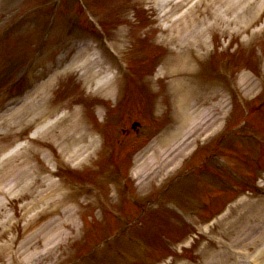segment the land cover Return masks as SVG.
Wrapping results in <instances>:
<instances>
[{"label": "rangeland", "instance_id": "1", "mask_svg": "<svg viewBox=\"0 0 264 264\" xmlns=\"http://www.w3.org/2000/svg\"><path fill=\"white\" fill-rule=\"evenodd\" d=\"M0 0V33L1 28H5L8 23H12L13 25V31L9 35L8 38H6L5 42L0 44V82L6 83L10 81L15 74L20 70L23 62H24V56L26 55V51H28V48H32V46L36 45L38 42V36L37 31L40 30L41 25L33 24L34 18L32 19L30 14L26 13L24 16V20L22 22H13L12 18H14L18 13L25 11L28 7L32 5H38L40 3H44L46 7L49 10L48 14L49 16L45 15L42 18L38 19V21H48L50 16H52L54 19L56 18L55 22V30H54V36L50 39V41L56 42L62 35V30L64 26L62 25V17L61 15L68 11L69 9V0H65V4L62 3L59 4V1L57 0ZM158 0H86L87 4L85 2L83 3V7H87L92 13H94L97 16L98 23L103 27L100 28L104 31V35L107 36L108 39L112 40H118L116 35L121 38L123 37L124 44H123V53L126 55L127 60H130V65L132 66V70L134 73H136L139 77L138 81L140 84L147 83V80H143L144 75H148L149 69H152L153 62H149L145 59H136L133 58L136 55H142L144 57H148L150 54L147 53L148 50V41L151 40V38L154 37V41H158L159 35H164L162 33H171V29L173 28L171 24L174 22V26L180 25V30L182 34L184 35L186 32L185 27L182 25L186 24L190 27H192L193 31H197L198 29H201L202 20L203 17L206 15H203V11L205 10L207 12V5H203L201 7V3L199 0H172L168 1V5L166 7H160L159 5H155ZM206 1V0H205ZM250 0H239L241 5L251 7L249 3ZM264 2V0H261ZM197 2V3H196ZM207 2V1H206ZM212 3V1H209ZM259 1L255 2V10L257 9V3ZM193 3L195 4L193 6ZM264 4V3H263ZM153 6H157L156 9L153 8ZM190 8L188 9V7ZM193 7V8H192ZM145 9V10H144ZM136 11V13H135ZM148 14H151V18L147 16ZM58 16V18L56 16ZM247 15L243 13L241 17H246ZM145 17V18H144ZM155 18H157V21H155ZM257 18V17H256ZM59 19V21H58ZM196 19V20H194ZM258 19V18H257ZM178 20V21H177ZM127 21V23L125 22ZM176 21V22H175ZM264 22V13L261 15V19L257 20V24L259 25L260 22ZM197 24H194V23ZM244 24V23H243ZM150 25V26H149ZM193 25V26H191ZM228 26L229 29H225V32L221 35H213L209 39L214 44V52L211 54V61L213 60V64L211 66L210 70H205L203 74L200 77V84L203 87V89L199 90L198 94L195 97H198L199 94L203 95L204 100H208L206 104L208 105H215L216 111L213 109L212 115H209V117H204V120L206 121L204 123V127H193V131H199L201 129L207 130L208 132H213L214 127L216 126V123H218V118L222 114L223 111V105L222 102L219 100L220 92L216 85L222 84L224 86V89H229L230 87H227L229 82L232 84L237 82H241V87L245 90L250 88L253 91L254 87L256 89L257 86H259L260 80H264V33L260 35V40L258 39L252 48L246 49L243 46L239 45H246V42L243 41L245 38H248L247 32H240L238 35H234L233 31L235 24H225ZM256 25V24H255ZM149 26V29H155V30H147ZM157 26L158 29L155 28ZM161 27V28H160ZM143 31H146L144 34ZM148 31V32H147ZM190 32V31H189ZM231 32V33H229ZM264 32V29L263 31ZM176 33V32H174ZM157 36L158 39L155 37ZM206 42L208 38H203ZM200 42V41H199ZM263 44H262V43ZM210 44V41H209ZM201 46V44H199ZM237 45V46H235ZM205 47L202 46L198 48V51L202 53V49ZM220 47L221 51H217L216 48ZM204 50V49H203ZM144 52V53H143ZM69 48H66L64 46H61L58 48V50L52 53H48V57L43 56V58L38 62L30 71V76L32 75L34 78V82L36 84H39L40 86L39 91L37 92V95L34 99L35 104L40 106L42 105V102L46 98L45 96L47 94H52V98H55L57 100H60L61 105H58L54 108L55 112L51 116H49L50 121H69L73 118V116L76 115V117L79 116V118H82L84 120V126L88 127V124L85 120H93L98 119L99 112L96 106V100L97 97H102L103 91L100 87L99 90L92 89L91 85L93 86L95 83V80H89V77L86 79L84 75H81L78 71H75V69H66L67 64V58L69 55ZM154 54H157L156 51H154ZM63 69L65 71L63 72L61 68L64 66ZM215 66H220L221 68L217 72V74H214V70L212 69ZM77 67V66H76ZM38 68H41L39 71ZM144 74V75H143ZM54 80L52 81V85L50 87L45 88L44 84L47 83V81L53 76ZM49 76V77H48ZM47 77V78H46ZM168 76H164L163 79H159L158 82H160L163 85V80L167 79ZM226 79V80H225ZM90 81V85L87 86V83ZM144 81V82H143ZM226 82V84H224ZM98 83V82H97ZM159 83V85H160ZM216 83V84H215ZM96 84V83H95ZM209 84L213 87V90L211 91L207 86ZM207 85V86H206ZM231 85V84H230ZM264 86V82L262 83ZM260 87V86H259ZM215 89H217V93L215 92ZM263 88V87H262ZM144 89V88H143ZM206 89L210 90L207 91ZM259 90V88L257 87ZM164 93V91L162 90ZM222 92V91H221ZM171 92L169 89H166V93L164 96L161 97L159 101H157L155 105V119L152 122L154 133H158L159 135L165 130L170 129L174 125L175 121V113L172 112V109L170 107L169 102V96ZM197 99V98H195ZM72 101L71 103L68 101ZM172 102V101H171ZM44 103V102H43ZM78 104H81L84 106L83 111L76 107ZM220 104V109L219 108ZM190 107L192 109V104H190ZM166 113L163 114L162 112L165 111ZM21 109V108H20ZM19 108H15L12 110H9L5 115L0 116V147H3L5 144H13L18 139H22L24 136V133L18 135L16 138L12 137L14 129L8 128L7 122H13V118L17 117L19 113H21V110ZM190 109V110H191ZM28 111H33V106H30L28 108ZM98 112V113H97ZM238 111L235 113V116H233V119L235 118V122L232 120V123H238L239 116ZM46 114H43L44 117ZM217 116V117H216ZM140 118L141 116L135 115L133 117L129 116L128 112L125 111L121 116V121L117 120L116 126H126L132 122V118ZM254 117L257 118L255 121H253L250 124V127L257 131L258 134L264 139V113H258ZM23 123L28 122V115L23 114L21 116ZM109 118V116H108ZM108 123L110 124L111 120L109 119ZM201 119L198 116H195L193 118V121H196V124H198V120ZM52 120V121H51ZM7 121V122H6ZM9 122V124H10ZM7 124V127H5ZM42 124L43 121H42ZM41 124V125H42ZM34 125V124H33ZM40 125V126H41ZM115 126V127H116ZM186 126H189V129L192 127L187 123ZM186 126L181 127L179 130H177V138L186 130ZM111 128L112 129H115ZM89 128V127H88ZM31 126L27 127V130L30 131ZM141 138H133V141L131 142V137L124 138V143L130 142V144H135L137 142H144L145 137L148 136L145 131H140ZM156 135V134H154ZM45 137V136H44ZM49 139H47V142L49 144H54V139L56 137L48 136ZM178 140V139H177ZM176 140V141H177ZM175 141V142H176ZM42 142V139H38L36 143ZM191 144H183L181 145L183 149L190 147ZM36 148L35 145L33 147ZM164 149L163 147H159V150ZM185 152V151H183ZM171 159L170 161L160 165L158 167V170L154 172L153 178L151 180H154L153 183L157 182L159 180V177H162L163 173L165 172V169L168 165L172 163L174 160L173 151L171 150ZM244 157L240 154L235 159H231L232 169L234 172H237L240 174L243 178L247 177V172L250 171V169L245 165L244 163ZM154 168H151L152 170ZM147 172L149 170L148 167H144L142 172ZM241 181V179H239ZM209 183H212L213 185L217 186H231V184L234 181L231 178V174L227 177L224 176L220 180H214L209 179ZM243 182V181H241ZM219 186V187H220ZM221 188V187H220ZM264 188V187H263ZM262 188V189H263ZM146 190H149V187L145 188ZM264 190V189H263ZM180 192L182 193H189L187 196L199 198L198 196L202 193L201 189H198L192 185V181L187 182L185 186L180 188ZM36 193H32V196ZM86 197H90V194L85 195ZM187 198V199H188ZM33 199V198H30ZM38 198H35V201ZM164 199H172L173 201H180L181 203L186 205V202L189 200H186L181 193L173 192L171 195H168L164 197ZM108 202L112 205L113 202L111 199H107ZM189 204L191 203L188 201ZM39 205V204H38ZM36 206V209L38 207ZM13 211L9 213H5V211H0V221L7 223L5 226H10L12 222H16L13 229V234H17L15 237L18 239H21L22 235L27 233L28 231L32 230L33 226L36 224L34 223L33 226L28 223V226H23V221L26 220L24 216H21L19 211L13 207ZM248 209L244 205H240L236 209L231 208L230 215L227 219L222 221L223 227H229L233 228L235 225L232 223H237L239 219H234L237 214L240 212L242 213ZM206 215H209L210 212H206ZM13 216V217H12ZM258 216V215H257ZM256 216V217H257ZM10 218L7 220V218ZM22 219V220H21ZM40 220V219H39ZM38 220V221H39ZM253 223H256L254 221ZM238 225V224H236ZM3 226V225H0ZM71 231H75V228L73 227ZM182 232V231H180ZM231 236L233 235L232 229L229 231ZM47 232H44L46 234ZM218 226L215 225L213 229H211L210 232H207V235L203 237V242L196 243L190 250L184 251L181 254L183 256L181 257H188L187 259H193V263L198 262H207L211 258V255H213V251L218 249V244L216 243V240L218 239ZM180 233H170L169 236L171 238H175L176 236H179ZM202 241V240H201ZM224 242H228V238H223ZM264 243V240H263ZM221 244V243H219ZM218 245V246H217ZM34 247V246H33ZM65 245L61 247L57 251V253H61L60 256L55 260L53 259L52 255L49 259H37L35 260L36 264H64V262L71 256L64 255L66 252H68V247L64 248ZM41 247L37 245L34 249H32V252L39 251ZM254 250V248L251 250V252ZM256 251V250H254ZM252 253H255V252ZM64 252V254H63ZM64 255V256H63ZM52 259V260H50ZM226 263V261H225Z\"/></svg>", "mask_w": 264, "mask_h": 264}, {"label": "bare ground", "instance_id": "2", "mask_svg": "<svg viewBox=\"0 0 264 264\" xmlns=\"http://www.w3.org/2000/svg\"><path fill=\"white\" fill-rule=\"evenodd\" d=\"M229 8H231L230 6H229ZM59 137H57V139H60V140H62L63 142H64V144H63V148L64 149H66L67 151L68 150H70L69 152H67V156H66V159L68 160V159H70V161H75V160H77L78 159V157H79V152H80V149L79 148H74V147H72V148H70L69 149V145L68 144H74V142H75V138L76 137H72V136H70V135H68V134H64V133H59ZM169 140V139H168ZM170 141H172L171 139H170ZM174 144V143H173ZM66 160V161H67ZM151 162V161H150ZM16 170L17 171H21V170H24V168H23V166H20L19 168L17 167L16 168ZM9 176H11V177H13V179L14 180H16V181H18V186H20L21 188H23L24 186H25V182H24V179H23V177L21 176V175H19V176H17V174H8ZM1 177H5L4 175H3V173L0 171V180H1ZM42 227H44L43 225H42ZM31 236H32V234L30 233L28 236H27V238H26V240H25V242H24V244H23V246L25 247V249H29V248H31V246H33V244L31 243ZM237 240V239H236ZM238 241H240L239 239H238ZM251 242H244L243 244H242V246H247L248 244H250ZM5 247V246H4ZM259 256H261V255H264V249H261L259 252ZM228 257H220L219 259H217L213 264H226L225 263V260L227 259ZM263 264V263H262Z\"/></svg>", "mask_w": 264, "mask_h": 264}]
</instances>
